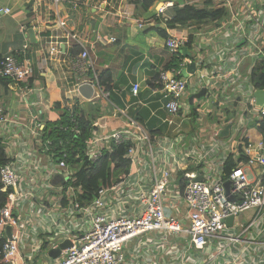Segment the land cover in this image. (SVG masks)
I'll return each instance as SVG.
<instances>
[{
  "label": "built area",
  "instance_id": "built-area-1",
  "mask_svg": "<svg viewBox=\"0 0 264 264\" xmlns=\"http://www.w3.org/2000/svg\"><path fill=\"white\" fill-rule=\"evenodd\" d=\"M69 2L74 9L79 5L76 0ZM186 2L197 8L220 9L224 15L222 20L205 23L194 34L198 42V45H193V60L198 75L195 91L197 86L208 91L212 101L207 100L204 104L210 108L219 96L227 100L226 91L231 97L229 101L240 106V119L253 123V117L264 118V103L256 105L250 81L254 65L264 58V0ZM172 4V0H166L163 5H157V15L167 20L169 16L165 14V6ZM9 12V8H0V14ZM114 39L110 37L111 41ZM237 41L242 43L238 45ZM187 42L186 36L170 33L164 45L170 54L180 55ZM205 46H211L213 52L203 48ZM26 49L25 44L21 50L24 52ZM58 51L57 46L50 47L48 54L51 61L56 59L54 54ZM213 59L216 60L214 65ZM180 62L177 68L162 69L157 73L159 90L166 99L164 108L171 116L186 113V109L188 113L185 95L193 87L188 77L180 76L185 60L180 59ZM93 65L88 50H80L73 74L68 73L64 78L68 84L75 81L74 90L79 95V87L83 83H89L93 90L103 93ZM90 72L92 75L88 76ZM32 75L30 59L20 57L17 51L2 55L0 77L28 89ZM139 89L140 84L135 82L130 91L136 96ZM103 95L109 96V92ZM198 109L200 114H209ZM121 115L129 124L134 123L124 111ZM5 117V111L0 106V122L6 121ZM31 124L34 126L31 131L34 139L42 145L44 125L35 120ZM131 129L135 131L126 127L107 134L93 131L86 141L85 154L89 160H97L105 149L112 151L114 146L131 141L130 136L134 137L136 140L131 142L124 157L133 165L143 163L141 154L148 156V166L152 169L146 185L134 174L127 175L110 186L99 187L89 202L78 200L82 194L80 186H65V183L74 180L75 169L80 167L77 164L69 166L64 160L65 155L58 157L51 152V159L44 166L34 154H29L26 158L23 156L21 164L10 160L0 167L1 190L9 191L0 209V240L4 241L0 263L35 264L34 255H19L22 231L26 220H30V215L21 216V213L25 212V206L39 204L40 209H46L51 218L43 243H49L52 248L65 240L70 243L61 249L59 255L43 260L42 264H264V222L257 216L245 223L238 218L246 210L258 208L260 211L264 207L262 142L245 143L244 136L237 141L242 147L239 153L248 164L257 162L263 166V173L257 181L253 182L239 163L231 168L228 178L224 177L220 164L232 151L229 147L223 150L216 169L207 164L199 178L186 172V182L181 188L174 182V174L184 169L190 155L198 153V139L194 138V143L188 148L186 136L180 135L174 141L176 150L169 148V151H162L161 140H154L147 133L135 136ZM216 129L214 126L212 140L203 146L202 161H209L218 153L216 148H219L220 141ZM74 131L78 133L77 128ZM140 143L145 144V150L138 145ZM155 143L160 145L159 150H155ZM155 156L159 160L154 161ZM58 175L63 180L53 184L52 178ZM226 180H230L229 194L234 197L232 199L226 196L223 188ZM181 198L186 206L185 213L179 210ZM63 200L66 204L62 206ZM230 217L233 223L228 225ZM7 226L11 227V239L5 234ZM177 238H185V243L178 245L175 242Z\"/></svg>",
  "mask_w": 264,
  "mask_h": 264
},
{
  "label": "crops",
  "instance_id": "crops-1",
  "mask_svg": "<svg viewBox=\"0 0 264 264\" xmlns=\"http://www.w3.org/2000/svg\"><path fill=\"white\" fill-rule=\"evenodd\" d=\"M76 1L79 2V5L74 9L69 0H59L58 2L51 0H0V8L10 9L9 13L0 14V56L2 57L7 52L17 51L20 57L30 59L33 66V75L27 84L28 89H25L22 84L12 83L6 77H3V79L6 78L5 83L0 79V106L3 107L6 115V121L0 122V142L9 161L21 164L23 156L26 158L29 154H34L46 166L52 154L49 145L46 144L48 141L45 140L47 123L59 118L58 105L69 110H72L75 105H79L91 117L92 125L96 127L94 131L97 134H107L125 127L133 128L135 131L132 129L131 131L135 136L137 133L140 135L147 133L152 139L161 140L163 142L162 151H169V148L176 150L174 141L180 135L186 136L188 148L194 143V138L198 139V153L190 155L184 169L174 174V182L181 188L186 182L184 177L186 172L199 178L207 168V164H211L213 168L220 164L223 150L229 147H232L230 149L232 151L220 164L224 177L225 163L231 157L234 166L239 163L252 181H257V178L263 173L261 169L263 166L257 162L248 164L239 153L242 147L237 141L240 136H244L245 143L262 142L261 151L264 152V134L261 132V129L264 128V118L253 117V123L246 121L245 118L240 119V106L229 101L231 97L226 91L227 100H223L219 96L217 100H214L213 105H210L211 108L204 104L207 100L212 101L208 91L204 87L200 89L199 86L195 91V80L198 75L193 60V45H198V42L194 34L205 23L176 24V27L172 29L166 27L168 35L177 33L188 38L182 54L175 55L168 52L164 45L165 40L151 29L165 27L163 25L165 19L157 15L156 6L163 5L166 0L159 1L154 7V15L160 19V23H156L150 15L141 9L140 0ZM172 1L174 4L165 6L167 16L172 15L176 5L177 7L189 5L186 4V0ZM110 37H114V41H111ZM237 43L240 45L242 42L237 41ZM25 44L27 49L22 52L21 49ZM51 46L59 48V53L54 54L59 62L56 59L50 60L48 50ZM203 48H208L213 52L211 46ZM83 49H87L91 55L95 73L96 70L111 72L112 84L110 85L111 90L108 91L111 96L110 94L109 96L103 95L107 91L101 88L103 93L96 92L94 89L92 96L85 98L81 92L79 95L74 90V80L69 84L64 80L66 74H73L76 56ZM76 51L78 52L76 53ZM172 56L179 57L181 61L185 60L181 73L184 71L187 75L184 76L181 73L180 75L184 78L188 77L193 84L192 89L185 95L189 107L188 113L186 109V113L179 112L173 116L169 115L164 108L166 99L161 94L157 83V73L164 69V65L169 62ZM262 61L264 58L259 62ZM192 62L194 69L192 72H188L187 67ZM214 64H216L215 59L212 60V65ZM256 64L252 71L255 70ZM90 75L92 72L88 76ZM82 78L89 77L82 76ZM252 78L253 75L250 81L254 96L256 90L264 88L257 87ZM135 82L140 84L139 93L136 96L132 95L130 91L131 85ZM202 89H204L203 99H194L191 104L189 97ZM141 108H147L149 113L147 117L143 118V121L136 118L138 115L141 118L139 113ZM198 108L209 114H200ZM121 111L132 118L133 125L125 120ZM34 120L44 125L41 133L43 134L42 145L37 144L31 133L34 128L31 122ZM250 125L252 128L244 129V126ZM214 126L217 127L220 149L216 148L218 153L214 154L212 159L202 161L200 158L204 153L203 146H207L209 140H212ZM221 126L222 129H220ZM226 128H228V132L220 136L219 133L225 131ZM235 136L238 138L235 139ZM130 140L132 142L136 139L130 136ZM158 147L160 145L155 143V150H159ZM145 148L143 146L141 149L145 150ZM141 158L143 163L130 165L127 175L134 174L146 185L152 168L148 166L147 161L150 160L148 156L141 154ZM157 160L159 159L155 156L154 161ZM228 175L225 178H228ZM179 177L181 179L177 182ZM62 180L61 176H54L52 183H61ZM65 204L66 201L63 200L61 205ZM179 206L180 213H185L186 206L183 198H181ZM24 209L25 212H22L21 216L29 217L30 215V220H26L22 231V246L19 249V255L22 257L27 254L34 255L35 264H42L43 260L48 261L54 258L49 254L52 249L50 244H42V240H46V232L51 225V218L46 214V209H40L39 204H30ZM169 213L174 214L172 211ZM255 216L264 222V207L260 211L258 208L246 210L238 218L245 223L246 220L255 218ZM231 223H233L232 217ZM175 242L182 245L185 243V238H177ZM44 248L47 249V259L44 258Z\"/></svg>",
  "mask_w": 264,
  "mask_h": 264
},
{
  "label": "trees",
  "instance_id": "trees-1",
  "mask_svg": "<svg viewBox=\"0 0 264 264\" xmlns=\"http://www.w3.org/2000/svg\"><path fill=\"white\" fill-rule=\"evenodd\" d=\"M140 1L141 9L147 13V15H150L151 19L153 18L156 23H160V19H157V16L154 15V7L156 3L162 0ZM209 3L210 2L207 1L208 5H210ZM174 8L175 9H173L172 15L169 16L167 20L163 21L162 19L164 23L163 25H165V27L151 28L157 32V35L160 38L164 40L168 36L166 29H172L176 27V24L182 25L190 22H197L198 24H201L219 21L224 18L222 10H214L212 8L210 9L207 6H203L201 9H198L193 5H186L182 7H177L176 5ZM77 52L78 51H76V53ZM179 60V57L172 56L169 62H166L163 68L165 70H168L171 67L177 68ZM256 65L257 66L255 67V70L252 71V79L257 87L264 88V61L259 62ZM96 71L100 87L104 91H110V85L112 84L111 72L109 70L104 72L98 70ZM0 79L5 83L6 78L3 79V77H0ZM57 108H59V118L55 121H50L47 123V129L45 130V132H47L45 134V140L49 142L47 145L50 146V152H53L55 156L57 155L58 157H62V155H65L64 160L69 166L72 167V165L75 164L80 166L78 169H75V173L73 174L74 180L65 183V186L68 184L80 186L82 194L79 195L78 200L80 202H89L99 187L110 186L127 176L130 168V160L124 157V155L127 148L131 145V142L126 141L122 144L114 146L112 151H107L105 149V151L102 153V156L97 160H89V157L85 154L86 141L91 138L92 132L96 128L94 125H92L93 123L91 117L86 114L79 105H75L72 110L62 108L59 105ZM139 113L141 114V118L139 115L136 117L139 119V121H143V118L147 117L149 114L147 108H141ZM75 128L78 129V133H75ZM261 132L264 134V128L261 129ZM4 152L5 151L3 150L0 142V167L9 161L6 158ZM233 166V159L229 157L224 166L225 177L229 174V170H231ZM1 189L2 184L0 180V209L5 204L7 195L9 193V191H2ZM3 243L4 241L0 240V262L2 259L1 249Z\"/></svg>",
  "mask_w": 264,
  "mask_h": 264
},
{
  "label": "water",
  "instance_id": "water-1",
  "mask_svg": "<svg viewBox=\"0 0 264 264\" xmlns=\"http://www.w3.org/2000/svg\"><path fill=\"white\" fill-rule=\"evenodd\" d=\"M193 69H194V63L192 62V63H190L188 65L187 71L188 72H192ZM181 74H183L184 76L187 75V73H185L184 71ZM79 91L81 92V94L85 98H90L92 96V94H93V88H92V86L89 83H83V84H81V86L79 87ZM203 94H204V89H202L201 91H199V92H197L195 94H192L189 97L190 98V103L192 104L194 99H197V100L203 99L202 98L203 97ZM254 96L256 97V104L257 105H261L262 103H264V89L263 90H260V89L256 90L255 93H254ZM227 132H228V128H226L225 131H221L219 134H220V136H223ZM180 179L181 178L179 177V179L177 180V182ZM229 186H230V180H227V181H225L223 183V188L225 190L226 196H228L229 199H232L234 197L229 194ZM228 220H229L228 224H230L231 217ZM5 234H6L7 238L11 239V227L10 226H7L5 228ZM69 244H70L69 241L68 240H65L64 242L60 243V245L58 247L50 249L49 254L52 257H56L57 255H59L61 249L68 247Z\"/></svg>",
  "mask_w": 264,
  "mask_h": 264
},
{
  "label": "rangeland",
  "instance_id": "rangeland-1",
  "mask_svg": "<svg viewBox=\"0 0 264 264\" xmlns=\"http://www.w3.org/2000/svg\"><path fill=\"white\" fill-rule=\"evenodd\" d=\"M248 127H251L252 128V125H250V126H244V129H248ZM250 131H252V130H250ZM237 138H238V136H235V139H237ZM42 244H43V240H42ZM43 250L45 251L44 258L47 259V257H46L47 256V252H46L47 249L44 248Z\"/></svg>",
  "mask_w": 264,
  "mask_h": 264
},
{
  "label": "clouds",
  "instance_id": "clouds-1",
  "mask_svg": "<svg viewBox=\"0 0 264 264\" xmlns=\"http://www.w3.org/2000/svg\"><path fill=\"white\" fill-rule=\"evenodd\" d=\"M196 7V6H195ZM197 8V7H196ZM199 9V8H198Z\"/></svg>",
  "mask_w": 264,
  "mask_h": 264
}]
</instances>
